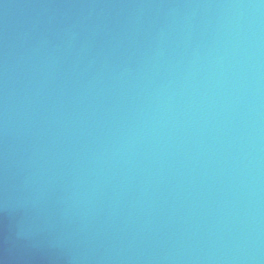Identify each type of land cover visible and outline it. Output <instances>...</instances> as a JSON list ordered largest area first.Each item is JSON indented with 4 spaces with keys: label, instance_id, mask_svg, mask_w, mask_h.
I'll return each mask as SVG.
<instances>
[{
    "label": "water",
    "instance_id": "95a60500",
    "mask_svg": "<svg viewBox=\"0 0 264 264\" xmlns=\"http://www.w3.org/2000/svg\"><path fill=\"white\" fill-rule=\"evenodd\" d=\"M0 264H264V0H0Z\"/></svg>",
    "mask_w": 264,
    "mask_h": 264
}]
</instances>
